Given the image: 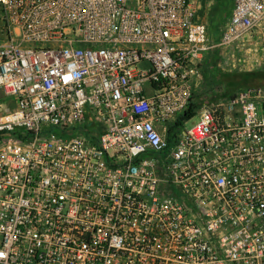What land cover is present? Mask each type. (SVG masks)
<instances>
[{"label": "built area", "instance_id": "1", "mask_svg": "<svg viewBox=\"0 0 264 264\" xmlns=\"http://www.w3.org/2000/svg\"><path fill=\"white\" fill-rule=\"evenodd\" d=\"M230 1L215 43L198 0H0V264H264V87L176 126L209 53L264 61Z\"/></svg>", "mask_w": 264, "mask_h": 264}, {"label": "rangeland", "instance_id": "2", "mask_svg": "<svg viewBox=\"0 0 264 264\" xmlns=\"http://www.w3.org/2000/svg\"><path fill=\"white\" fill-rule=\"evenodd\" d=\"M198 20L208 26L210 41L220 40L231 12L230 0H198ZM204 70L194 88V103L204 108L248 86L264 87V61L261 50L249 42H241L209 53ZM198 123L193 117L185 122V128Z\"/></svg>", "mask_w": 264, "mask_h": 264}, {"label": "trees", "instance_id": "3", "mask_svg": "<svg viewBox=\"0 0 264 264\" xmlns=\"http://www.w3.org/2000/svg\"><path fill=\"white\" fill-rule=\"evenodd\" d=\"M193 107H194V108L196 107L195 103H194V105H193V104L191 105L190 109L185 113L184 117H182V118L177 122V124H176L177 127H179V126H183V123H184L185 121H187V120H189V119H191V118H193V117L196 116L195 111L193 110ZM171 131H172V130L170 129V132H171Z\"/></svg>", "mask_w": 264, "mask_h": 264}, {"label": "crops", "instance_id": "4", "mask_svg": "<svg viewBox=\"0 0 264 264\" xmlns=\"http://www.w3.org/2000/svg\"><path fill=\"white\" fill-rule=\"evenodd\" d=\"M202 110H203V108H201V107L198 108V106H196V107L194 108V111H195V114H196L195 117L198 118V121H199V114L202 112Z\"/></svg>", "mask_w": 264, "mask_h": 264}]
</instances>
